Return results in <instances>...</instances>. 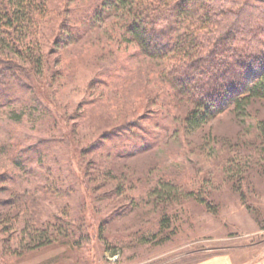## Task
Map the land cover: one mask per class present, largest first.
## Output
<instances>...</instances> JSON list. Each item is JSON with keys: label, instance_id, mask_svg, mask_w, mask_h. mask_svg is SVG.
Returning <instances> with one entry per match:
<instances>
[{"label": "rangeland", "instance_id": "1", "mask_svg": "<svg viewBox=\"0 0 264 264\" xmlns=\"http://www.w3.org/2000/svg\"><path fill=\"white\" fill-rule=\"evenodd\" d=\"M42 1L36 36L0 31V264L263 261L264 100L195 127L122 11ZM217 2L264 20V0Z\"/></svg>", "mask_w": 264, "mask_h": 264}, {"label": "trees", "instance_id": "2", "mask_svg": "<svg viewBox=\"0 0 264 264\" xmlns=\"http://www.w3.org/2000/svg\"><path fill=\"white\" fill-rule=\"evenodd\" d=\"M192 2L196 8H190ZM216 2H105L123 12L126 32L143 51L175 64L174 86L192 97L197 107L188 117L195 127L200 124L196 118H213L228 108L243 112L254 101L264 100V20L256 24L252 14L240 19L232 12L227 14ZM214 4L217 11L212 8ZM241 7L246 9L245 4ZM257 10L264 14V9ZM46 13V2L42 0H0L3 38L16 47L21 35L24 39L32 33L36 36ZM232 18L239 21L231 23ZM241 22L243 25H239ZM28 59L35 60L34 56ZM0 65L15 68L7 59H0Z\"/></svg>", "mask_w": 264, "mask_h": 264}, {"label": "crops", "instance_id": "3", "mask_svg": "<svg viewBox=\"0 0 264 264\" xmlns=\"http://www.w3.org/2000/svg\"><path fill=\"white\" fill-rule=\"evenodd\" d=\"M203 264H235V263H231V261L229 259H224V258H216L214 260H209L208 262H205ZM240 264H247V263H240ZM258 264H264V260L261 261Z\"/></svg>", "mask_w": 264, "mask_h": 264}]
</instances>
